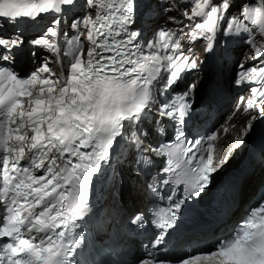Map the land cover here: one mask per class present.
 <instances>
[{
	"label": "snow or ice",
	"instance_id": "obj_1",
	"mask_svg": "<svg viewBox=\"0 0 264 264\" xmlns=\"http://www.w3.org/2000/svg\"><path fill=\"white\" fill-rule=\"evenodd\" d=\"M160 19L168 26L152 28ZM225 37L251 49L233 83L252 96L237 111L264 119V0H0V264H126L90 260L93 242L76 233L108 179L122 205L127 190L155 206L123 207L122 227L148 237L133 264H264V200L211 251L171 254L186 202L227 162L216 160L220 133L186 135L198 83L177 88L204 63L192 47L211 53ZM40 50L49 56L21 76L18 60Z\"/></svg>",
	"mask_w": 264,
	"mask_h": 264
},
{
	"label": "bare ground",
	"instance_id": "obj_2",
	"mask_svg": "<svg viewBox=\"0 0 264 264\" xmlns=\"http://www.w3.org/2000/svg\"><path fill=\"white\" fill-rule=\"evenodd\" d=\"M50 67H52L53 70L56 71L57 74H59L58 65L55 63V61H53V63L50 65ZM234 133H236L237 135L239 134L238 131L232 130L231 133H229L224 139H222L220 141L218 148H217V154L220 158H224V157L227 158V156L229 157V154L231 155L230 157L233 158L238 153L239 149H238V147L235 146V141L232 140V144L228 142V141H230V138H232ZM253 133H257L256 127H254V130L251 132V134H253ZM245 144L247 146L243 147L240 155L243 154V152L247 149V147L249 145L247 140L244 142V145ZM234 162H235V160L233 162H231L230 165H233ZM260 181H261V174L260 173H257L256 175H252L247 180L246 184L243 186L242 190L238 194V201L235 205L238 208V210L240 208H242L244 204L248 203L251 200V198L255 195L258 187L260 186ZM135 195H136L135 193H133V195L131 194L130 195L131 199ZM236 213H237V211L233 215H236Z\"/></svg>",
	"mask_w": 264,
	"mask_h": 264
},
{
	"label": "rangeland",
	"instance_id": "obj_3",
	"mask_svg": "<svg viewBox=\"0 0 264 264\" xmlns=\"http://www.w3.org/2000/svg\"><path fill=\"white\" fill-rule=\"evenodd\" d=\"M239 133V132H238ZM230 142H231V144H232V138H230ZM227 144V143H226ZM224 150V149H223ZM222 154V153H221ZM229 156H230V154H229ZM228 157V156H227ZM230 159H231V157H230Z\"/></svg>",
	"mask_w": 264,
	"mask_h": 264
},
{
	"label": "trees",
	"instance_id": "obj_4",
	"mask_svg": "<svg viewBox=\"0 0 264 264\" xmlns=\"http://www.w3.org/2000/svg\"><path fill=\"white\" fill-rule=\"evenodd\" d=\"M246 141V140H245Z\"/></svg>",
	"mask_w": 264,
	"mask_h": 264
}]
</instances>
